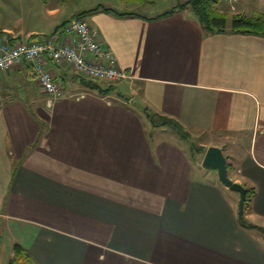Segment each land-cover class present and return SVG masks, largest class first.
<instances>
[{
  "label": "crops",
  "instance_id": "0c3cea01",
  "mask_svg": "<svg viewBox=\"0 0 264 264\" xmlns=\"http://www.w3.org/2000/svg\"><path fill=\"white\" fill-rule=\"evenodd\" d=\"M220 3L264 12V0ZM174 5L82 16L132 76L114 87L50 59L56 96L27 62L0 71V264L14 244L38 264H264V234L238 221L239 193L216 170L200 177L207 147H219L229 179L255 187L245 217L264 227V36L206 32L188 6L149 18ZM17 8L12 22L0 12V41L31 42L68 19L49 0ZM147 111L204 151L187 152L190 140Z\"/></svg>",
  "mask_w": 264,
  "mask_h": 264
},
{
  "label": "built area",
  "instance_id": "2783aa9c",
  "mask_svg": "<svg viewBox=\"0 0 264 264\" xmlns=\"http://www.w3.org/2000/svg\"><path fill=\"white\" fill-rule=\"evenodd\" d=\"M230 4L242 0H227ZM46 59L69 65L75 73L91 80H105L115 84L128 81L131 75L119 66L109 47L98 37L96 30L82 17L68 19L54 31L39 35L31 42L0 41V71L27 62L33 69L39 86L56 96L60 88L52 72L45 68Z\"/></svg>",
  "mask_w": 264,
  "mask_h": 264
},
{
  "label": "trees",
  "instance_id": "16d2710c",
  "mask_svg": "<svg viewBox=\"0 0 264 264\" xmlns=\"http://www.w3.org/2000/svg\"><path fill=\"white\" fill-rule=\"evenodd\" d=\"M140 1H154V0H140ZM219 2L220 0H186L185 2H178L170 9L165 10L162 13H159L149 18L150 19L159 18L174 12L176 9H182L188 6L194 11L203 30H205L206 32L216 33V32H222L228 30L235 33L255 34V35L264 36V12H258L250 16L241 13H236L231 17V20L228 23L226 18V13L224 11H221L217 7V4ZM99 10L111 11L117 15L134 14L133 12L118 11L115 8L106 7L98 4L90 9L78 12L76 16H83L85 13L97 12ZM67 20L63 21L60 25L64 24ZM4 42L12 44L17 41H14V39L12 38H7L6 41ZM86 83L90 86H94V87L97 86L91 80H86ZM108 89L109 88H107L106 90ZM147 117L153 126H167L170 129H172L180 138L185 140L189 139L190 136L189 132L186 131L178 121L163 115H159L157 113H151L149 111H147ZM198 149L204 151V147H198ZM229 168H230V164L227 163V170ZM243 187L245 189L243 212L242 214H239L238 221L243 227H246L248 229H255L261 232L262 234H264V227L253 224L245 217V213L252 210V201L256 192L255 187L246 184H244ZM9 264H38V263L23 247H21L19 244H14L12 248V255L9 258Z\"/></svg>",
  "mask_w": 264,
  "mask_h": 264
},
{
  "label": "rangeland",
  "instance_id": "374dc122",
  "mask_svg": "<svg viewBox=\"0 0 264 264\" xmlns=\"http://www.w3.org/2000/svg\"><path fill=\"white\" fill-rule=\"evenodd\" d=\"M43 1L44 0H40L41 3ZM49 3L51 5L53 4L59 5L61 7V16L65 18L67 17L68 19H70V18H74L78 12L90 9L98 4L102 6H106V7H112L115 9H119L122 11H132V12L134 11V12L141 13V14H151V13L153 14V13H158L164 9L169 8L170 6L176 4L177 1L176 0H155L154 2L152 1L149 3H145V1H140V0H49ZM8 4H9V8H11L13 13L17 14L18 12L17 0H0V12L2 13V16H3L2 18L3 22L7 20V17L10 18L11 22L13 20L11 18V14L9 13ZM217 7L221 11H224L226 13L227 22L229 23L231 20V17L235 14L234 11L224 9V4L220 2L217 4ZM71 14H74V15L71 17ZM39 25L41 26L42 30H44L43 32L47 33L49 30H51V25L49 22L47 23L46 21H42V22H39ZM104 86L114 87L113 84H108V83H104ZM189 135H190L189 139L187 140H190V141H186L185 144H183V146L184 147L186 146L185 150L191 153V151L195 152V150L199 147V144L201 141L197 137H193L190 133ZM191 141H193L192 144L194 145L192 146V148H190ZM236 152H240V150ZM200 168L203 169V172L200 177H204L205 179L207 178V180H213L212 178L213 171L215 170L204 168L202 167V165L200 166ZM193 169L195 173H198L196 171L197 169H199V167L194 166Z\"/></svg>",
  "mask_w": 264,
  "mask_h": 264
},
{
  "label": "water",
  "instance_id": "95a60500",
  "mask_svg": "<svg viewBox=\"0 0 264 264\" xmlns=\"http://www.w3.org/2000/svg\"><path fill=\"white\" fill-rule=\"evenodd\" d=\"M201 165L204 168L216 170L219 180L225 186L239 193L238 212L242 214L245 189L241 184L231 181L227 176V162L222 150L216 146L207 147Z\"/></svg>",
  "mask_w": 264,
  "mask_h": 264
}]
</instances>
